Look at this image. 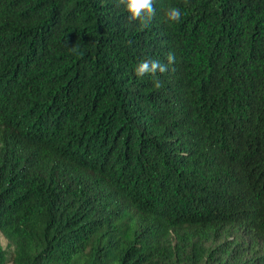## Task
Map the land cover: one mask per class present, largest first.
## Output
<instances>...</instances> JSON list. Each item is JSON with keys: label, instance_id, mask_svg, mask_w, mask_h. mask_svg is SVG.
I'll list each match as a JSON object with an SVG mask.
<instances>
[{"label": "trees", "instance_id": "obj_1", "mask_svg": "<svg viewBox=\"0 0 264 264\" xmlns=\"http://www.w3.org/2000/svg\"><path fill=\"white\" fill-rule=\"evenodd\" d=\"M154 6L0 0V264H264V0Z\"/></svg>", "mask_w": 264, "mask_h": 264}, {"label": "clouds", "instance_id": "obj_2", "mask_svg": "<svg viewBox=\"0 0 264 264\" xmlns=\"http://www.w3.org/2000/svg\"><path fill=\"white\" fill-rule=\"evenodd\" d=\"M126 11L130 14L128 19L131 21H139L142 26H147L156 14V0H121ZM181 9L176 6L169 5L164 10V17L169 22H178L182 18ZM168 62L171 64L174 56L168 54ZM168 69V65L157 59H143L134 67V72L137 77L150 75L153 77L154 86L159 88L160 81L156 78V74L164 73Z\"/></svg>", "mask_w": 264, "mask_h": 264}, {"label": "rangeland", "instance_id": "obj_3", "mask_svg": "<svg viewBox=\"0 0 264 264\" xmlns=\"http://www.w3.org/2000/svg\"><path fill=\"white\" fill-rule=\"evenodd\" d=\"M3 245L6 247V242L3 240Z\"/></svg>", "mask_w": 264, "mask_h": 264}]
</instances>
